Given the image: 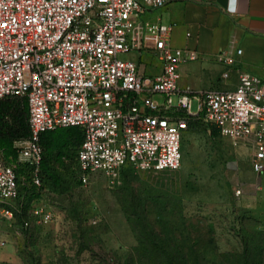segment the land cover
Instances as JSON below:
<instances>
[{
    "label": "built area",
    "instance_id": "1",
    "mask_svg": "<svg viewBox=\"0 0 264 264\" xmlns=\"http://www.w3.org/2000/svg\"><path fill=\"white\" fill-rule=\"evenodd\" d=\"M166 1L0 0V99L26 100L29 135L18 159L33 169L35 183L41 180L46 131L80 127L82 183L100 175L114 186L127 166L180 168L188 118L202 117L234 144L252 147L256 188L264 193V80L240 71L234 88L181 86V64L197 59L198 51L172 46L173 24L140 20L143 12ZM142 48L158 60V72L144 73L135 59L120 57ZM216 58L226 65L222 76L227 78L235 54L223 49ZM192 98L198 101L196 111ZM19 197L17 170L0 151V201ZM0 212L14 215L8 207ZM53 216L44 203L30 212L37 223Z\"/></svg>",
    "mask_w": 264,
    "mask_h": 264
},
{
    "label": "rangeland",
    "instance_id": "2",
    "mask_svg": "<svg viewBox=\"0 0 264 264\" xmlns=\"http://www.w3.org/2000/svg\"><path fill=\"white\" fill-rule=\"evenodd\" d=\"M145 54L142 62L159 63ZM120 57L137 59L134 53ZM178 97H172L175 105ZM11 100L27 129L25 101ZM197 108L192 98V111ZM188 121L180 168L128 169L114 186L100 175L87 184L79 180V128L44 134L40 184L18 159L28 131L0 138L22 192L16 202L0 201L14 211L13 217L0 212V264H264V194L251 172L252 147L234 144L203 119ZM37 203L54 212L50 222L30 217Z\"/></svg>",
    "mask_w": 264,
    "mask_h": 264
},
{
    "label": "crops",
    "instance_id": "3",
    "mask_svg": "<svg viewBox=\"0 0 264 264\" xmlns=\"http://www.w3.org/2000/svg\"><path fill=\"white\" fill-rule=\"evenodd\" d=\"M231 9V0H167L162 7L142 13L141 21L173 24L172 46L198 51L197 59L181 64V86L234 88L240 71L252 72L264 80V0H236L235 11ZM239 48L241 53H237ZM223 49L233 52L236 57L227 78L222 76L226 65L216 58V53ZM129 53L137 55L135 60L144 73L160 70L158 62H142L143 54L147 59L153 57L147 48ZM252 154L253 149L251 157ZM230 165H239V160ZM251 172L255 174L252 169ZM254 177L257 179L256 174Z\"/></svg>",
    "mask_w": 264,
    "mask_h": 264
},
{
    "label": "trees",
    "instance_id": "4",
    "mask_svg": "<svg viewBox=\"0 0 264 264\" xmlns=\"http://www.w3.org/2000/svg\"><path fill=\"white\" fill-rule=\"evenodd\" d=\"M13 98H17V97L0 99V138L15 139V138L24 136L27 131L29 134L28 109H27L26 100L21 98L25 101L26 109H27L26 110L27 111V119H26L27 120L26 121L27 122V129L22 127L23 120L20 117L21 112H19V109L17 108V103L11 100ZM190 118H195V117H190ZM199 119H203V118L199 117ZM188 123H189V121H188ZM212 126L217 130V128L214 125H212ZM62 128H79V129H81L78 126L62 127ZM57 129H61V128H57ZM187 129H188V127L185 130H187ZM54 130H56V129H54ZM54 130H49V131H54ZM49 131H46L41 135V141L43 139L44 134L49 132ZM81 131H82V129H81ZM82 140H83V131H82ZM77 154H78V152H77ZM43 159H44V153H43ZM76 161H77L78 178L81 181V179L79 177V168H78L77 156H76ZM42 162H43V160H42ZM41 166H42V163H41ZM128 169H134V168L131 166L125 167L123 170V173H122V177ZM81 183H82V181H81ZM21 198H22V192H21V186H20V197L18 198V200H20Z\"/></svg>",
    "mask_w": 264,
    "mask_h": 264
},
{
    "label": "clouds",
    "instance_id": "5",
    "mask_svg": "<svg viewBox=\"0 0 264 264\" xmlns=\"http://www.w3.org/2000/svg\"><path fill=\"white\" fill-rule=\"evenodd\" d=\"M235 3H236V0H231V4H232V11H235Z\"/></svg>",
    "mask_w": 264,
    "mask_h": 264
}]
</instances>
